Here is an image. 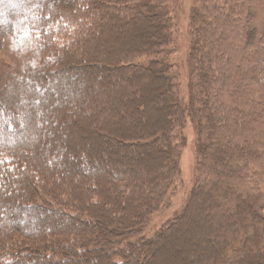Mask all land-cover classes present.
<instances>
[{
    "label": "trees",
    "instance_id": "obj_1",
    "mask_svg": "<svg viewBox=\"0 0 264 264\" xmlns=\"http://www.w3.org/2000/svg\"><path fill=\"white\" fill-rule=\"evenodd\" d=\"M178 3L0 0V264H155L194 219L193 264H264V0H193L186 102L168 61ZM158 86L159 112L144 118ZM98 116L107 148L87 125ZM186 120L193 184L152 229L180 176Z\"/></svg>",
    "mask_w": 264,
    "mask_h": 264
},
{
    "label": "rangeland",
    "instance_id": "obj_2",
    "mask_svg": "<svg viewBox=\"0 0 264 264\" xmlns=\"http://www.w3.org/2000/svg\"><path fill=\"white\" fill-rule=\"evenodd\" d=\"M178 1L179 3L175 6L172 5V7H170V11H168V14L171 13V20H172V26H173V29L171 32L173 45H171L172 51L170 52V57H168V61L171 64H174V71L178 75V82L180 85V95L183 98V100L186 102L188 99L187 89H188V81H189V75H190V72H189L190 66L188 63V52H189V46H190V32H189L190 11H191L193 0H178ZM117 32L119 33V37H123V39L126 38L125 32H122L123 33L122 34L121 31H119L118 29H117ZM59 39H62L61 35L59 36ZM148 39L149 38L147 37V40ZM150 40H152V38H150ZM0 54L6 55V53L4 52H1ZM96 62L97 63L101 62L102 64L106 65V63L102 62L100 59H97ZM111 72H112L110 73L111 76L109 75L111 77L110 85L115 86V84H121V80H117L116 78L117 72H114V71H111ZM156 89H158L157 95L154 97L155 98L154 103L156 105H154L153 107L154 109L156 108V110L149 109V112L146 115H144V118L149 119L148 115L149 113H151L152 119H153V116H155V113H152V112H159L158 108L161 107L160 102H161L163 91H161L159 86ZM136 91L137 90H135L134 88L130 86V88L125 91L126 93H124L122 97L125 98L126 96L129 97L132 94L135 95ZM140 95L143 96V92ZM16 96H17V106H18L20 102V97L18 94H16L15 97ZM117 108L118 110L120 109L124 111V114H128L130 112V107L128 105H121V106L119 105ZM16 110L18 111L19 107ZM105 112H103L102 116L100 117H105L104 116ZM0 118H4V119L8 118V110L7 109L5 110L4 107H0ZM98 120H99V116L97 117V120L95 121L96 123L95 126L93 123H90V124L87 123V125H89L90 128L96 129V132H98V134L100 135L99 137H101V142H102L103 147L107 148L114 141L110 142V137H105L101 134V133L103 134L105 133L106 126H100L101 128L100 129ZM13 122H14V127L16 129L21 128L23 125H25L23 119H19V120L17 119V121H13ZM82 123L84 124V122ZM139 130L141 131V129ZM183 137L185 138V141H184V145H182L181 147V154L179 157L180 176L175 183V186L173 188L171 195L168 197V201L165 207L162 208L160 212L155 217L152 218V222L150 223V228L152 229H154L155 226L156 228L159 227L162 223L170 219L174 214L178 213L181 210V208L184 206L185 201L190 193V190L193 184V179L195 176L196 155H195V133L193 130V126L189 120H186L185 128L183 130ZM59 143L62 144L63 143L62 140H60ZM149 152L156 153L157 151L155 152L149 151ZM123 155L128 156V153H124L122 154V156ZM75 157L76 155L67 153L65 158L69 160L70 163H72V162H76ZM95 158H96L95 160L94 159L92 160V156H91L88 162H97L98 164H100V162L101 163L104 162L103 166L108 169L110 168V164H108L107 161H102L104 159L101 160L97 156ZM79 165L81 167L83 166L81 163H79ZM86 169H87V166L84 165L83 169H81V173L85 174ZM213 201L215 202L216 199L215 200L213 199ZM207 213H208V210L202 209L201 212H198L197 218H200L201 216L207 217L208 215ZM198 225H199V222L197 220L195 219L190 220L188 222V225L186 226L187 228L183 231V233L177 235L176 238L170 242L169 249L165 248L163 252L160 253L159 256L154 257L155 258L154 263L155 264H184L186 263V260H188L191 264H193L194 258L192 256L193 254L197 253V250L200 252L199 247L200 245H202L201 235L204 236V232L198 227ZM207 240L210 246L213 247L214 240H212L210 236L209 238H207ZM198 244H199V247H196V245ZM188 252H192V253H190L187 256L186 253ZM185 255L187 258L185 257ZM92 259H94V257H92ZM149 260H151V258ZM30 262H32V259H29L25 264H28ZM35 263H39V260L35 259ZM199 264H203V260Z\"/></svg>",
    "mask_w": 264,
    "mask_h": 264
}]
</instances>
